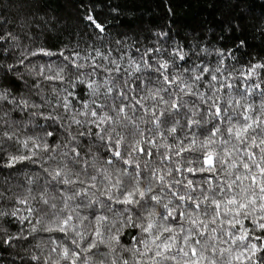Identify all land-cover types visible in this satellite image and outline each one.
I'll return each mask as SVG.
<instances>
[{
	"label": "trees",
	"instance_id": "16d2710c",
	"mask_svg": "<svg viewBox=\"0 0 264 264\" xmlns=\"http://www.w3.org/2000/svg\"><path fill=\"white\" fill-rule=\"evenodd\" d=\"M89 15L103 26V31L87 19ZM0 33H11L19 37L18 46L11 48L8 55L0 58V63L5 66L17 65L12 72H7L6 67L0 69V88L10 89L9 98L15 95L18 99L23 97L28 100L27 107L0 103V133L3 134L0 136V191H3L5 197L0 200V208L7 212L19 209L17 217H0V228L8 234L22 237L14 241L12 247H0V264H37L30 259L32 255L43 257L40 264H57V261L59 264H71L60 257L62 247L70 250L75 247L72 244V232L67 237L59 233L31 232L33 225L37 229L41 227L37 223V216L34 214L30 222L19 218L27 215L26 206L19 204V199L27 198L28 205L39 209L47 207L42 204V197L56 205L52 210L55 217L45 218L46 223L52 224L54 219L73 215V223L85 236L91 231L89 221H92L93 213L107 215L109 223L117 224L120 229V244L110 243L108 237L111 233H105V244L100 245V251L107 254L105 259L108 264L114 260L117 264L121 260H127L128 264H149L147 257H141L135 252L137 247L144 250L142 244L136 245L134 234L139 229L124 224L123 216L133 215L135 218L134 213L122 214L116 211L113 215L112 211L100 204L87 206L89 199H105L98 190L111 183L109 177L127 182V176H121L119 165L108 166L104 163L105 151L100 141L91 136L80 135L89 127L93 131L97 129L86 123L88 117L78 113L89 111L93 100L97 105L106 101L112 103L109 97L115 96L125 81L133 89L136 83L140 84V97L147 94L145 88L148 93L154 92L159 87L155 83L154 74L157 61H167L169 72L174 78L184 80L192 85L193 90L206 97L209 94V83L204 81L203 87L197 88L189 77L202 67H220L223 74L217 75L221 83H212L220 88L219 103L227 100L229 106H235L232 113L234 121L235 114L242 111L239 105L259 109L264 99L259 96V90L245 91L253 81L245 80L242 73H246L250 63H264V0H0ZM25 48L29 51L44 48L55 53L63 52L66 56L71 55L76 63L85 65L80 70L82 73L92 71L90 65L100 67L92 76H80L79 79L84 80V84L77 81L74 67L64 68L63 82L48 81L32 69L39 68L47 74H53L60 71L65 62L58 55L29 57L35 63L26 68L18 64L19 54ZM178 49L183 52L185 60L181 61L177 57L173 65L174 58L169 53ZM96 52H100L101 56H96ZM49 61L52 65L50 71L47 68ZM25 65H28V60H25ZM193 65L196 66L195 71H184L186 68L193 70ZM255 80H264V73ZM34 81L39 84L38 89L33 87ZM223 82L232 87L225 89ZM89 83L93 84L94 93L87 87ZM113 85V91L107 93V89ZM173 89L175 91V86ZM261 89H264V83H261ZM65 90L75 94V99L68 98L72 100L69 111L60 106L67 94ZM212 92H215V88ZM130 95L135 96L137 93ZM161 95L166 100L169 98L167 93L162 92ZM172 99L185 105L179 111L169 110L173 115L169 118L168 127L177 128L175 144L180 143L185 133H194L198 141L205 140L207 136L201 135V131L203 128H210V123L194 129L190 123L189 127L183 125L188 119L185 112H201L206 105L201 104L194 96L182 95L181 101L180 95H174ZM193 100L197 102L195 107ZM152 103L144 101L145 109L151 108ZM85 104L89 107L85 108ZM165 107L160 104L156 110L163 112ZM49 115L53 118L49 119ZM74 116L81 124L73 122ZM135 119L143 132L139 139H156L174 147L173 137L165 133V128L149 122L150 114L138 110ZM209 119V116L204 117L205 121ZM114 126L119 128V124ZM157 127L158 130H155ZM220 127L223 128L224 125ZM149 129L155 130L154 136ZM47 132H52L53 136H48ZM220 139L217 137L218 142ZM37 145L40 147H36ZM45 145L48 147L47 151L44 150ZM73 149L82 152V162L79 165L73 163ZM154 151H157V158L153 166H161L159 152L164 149ZM11 156H26L29 159L14 167H6ZM174 160L183 162L179 157H174ZM139 163L143 166V159ZM172 163L165 161L163 166L169 167ZM81 169H87L95 179L90 180L84 176ZM55 170L64 172L73 180L76 179L73 173L80 174L79 178L85 181L84 187L89 191V196L83 203L80 197L68 199L71 195L70 191L65 190L68 186L57 185L52 180ZM128 171L130 174L131 169ZM216 179L219 180L220 177ZM93 183L96 188L89 187ZM160 194L163 196L164 192L161 191ZM122 207L125 206L112 205L113 210ZM148 211L152 209L149 208ZM142 215L146 216L147 212ZM155 219L157 223L160 222L158 216ZM259 234L257 231V235ZM50 235L53 237L52 241L48 239ZM57 236L61 239H55ZM52 248H57V251L52 252ZM113 248L116 249L115 252L112 251ZM99 258L92 257L93 260Z\"/></svg>",
	"mask_w": 264,
	"mask_h": 264
},
{
	"label": "snow or ice",
	"instance_id": "6c2138e0",
	"mask_svg": "<svg viewBox=\"0 0 264 264\" xmlns=\"http://www.w3.org/2000/svg\"><path fill=\"white\" fill-rule=\"evenodd\" d=\"M87 19L100 31L104 30L91 15ZM18 41L19 37L11 33H0V58L8 55L11 48L17 47ZM54 55H58L65 62L60 71L47 74L39 68L32 69L48 81L63 82L64 68L74 67L77 81L84 84L85 81L79 79L80 76H92L100 67L93 64L89 66L92 71L82 73L80 70L85 65L76 63L71 55L66 56L63 52L55 53L44 48L31 51L25 48L19 54L18 64L27 68L35 63L29 60V57ZM95 55L101 56V53L96 52ZM169 55L174 58L173 65L177 57L181 61L185 60L183 52L179 49ZM221 56H223L222 53ZM76 58H79L78 53ZM25 60H28V65H25ZM16 66V64L5 66L0 63V69L6 67L7 72H12ZM51 66V62H47L49 71ZM116 70L119 71L118 68ZM195 70V65L193 70L184 69V71ZM261 73H264V63H250L242 76L245 80L253 81L245 91L259 90V96L264 99V89H261V83H264V80L260 82L255 80ZM154 74H156L155 83L159 85L154 92L148 93L145 88L144 91L147 94L140 97V84L136 83L133 89L125 81L123 87L117 90V94L109 97L112 103L109 104L106 101L97 105L93 100L89 111L78 113L88 117L86 123L97 129L93 131L92 127H89L80 135L91 136L100 141L105 151L104 163L108 166L119 165L121 176H127V182L120 178L109 177L111 183L98 190L105 199L101 200L99 197L95 200L89 199L87 206L100 204L103 208L112 211L113 215L116 211L122 214L134 213L135 218L133 215L123 216L124 224L139 229V232L134 234L136 245L142 244L144 250L141 251L137 247L135 252L141 257H147L149 264H264V103L259 109L244 108L243 105H239L242 111L235 114L234 121L232 113L235 106H229L227 100L222 104L219 103L220 88L212 83H221L217 75L223 74L220 67L214 69L202 67L196 71V74L189 77L197 88L203 87L204 81L209 83L207 97L193 90L192 85L184 80L174 78L169 72L167 61H157ZM137 79L139 80L140 77ZM33 87L38 89L39 84L34 81ZM87 87L92 89L93 93L95 92L93 84L89 83ZM223 87L228 89L232 85L223 82ZM114 88L115 85L108 88L107 93H111ZM213 88L215 92H212ZM65 91L67 94L60 106L65 111H69L72 100L68 98L75 99V94L69 90ZM133 92L137 95H130ZM162 92L167 93L169 97L167 100L161 95ZM10 94L9 88H0V103L28 106L27 99L23 97L18 99L15 95L9 98ZM174 95H180L181 101L182 95L194 96L201 104L206 105L201 112L193 111L191 114L185 112L184 115L188 119L183 125V127H189L190 123L194 129L210 123V128H203L201 131V135L207 136L205 140L198 141L194 133H185L180 143L175 144L177 128L168 127L169 118L173 115L169 110L179 111L185 105L183 102L174 101L172 99ZM144 101H152V107L145 109ZM192 103L195 107L197 102L193 100ZM160 104L166 106L163 112L156 110ZM84 107L89 106L85 104ZM138 110L150 114V123L165 128V133L173 137L174 147L156 139L138 138L143 136L135 119V113ZM102 112L103 115H101ZM205 116H209L210 119L205 121ZM161 117L164 119L162 120ZM48 118L53 117L49 115ZM73 122L81 124L75 116ZM117 124L119 128L114 126ZM158 127L155 130H158ZM155 130L149 129V132H152L154 136ZM46 134L53 136L52 132ZM2 135L0 133V136ZM217 137L221 138L219 142ZM159 148L164 149L159 152L161 166H153L157 158V151L154 150ZM44 150H48L47 145L44 146ZM73 152V163L79 165L82 162L80 159L82 152L75 149ZM174 157H179L183 162L174 160ZM26 159L29 157L11 156L6 167H14L15 164L22 163ZM141 159H143V166L139 163ZM165 161L173 163L169 167H164ZM129 169H131L130 174ZM80 172L90 180L95 179V176L91 175L87 169H81ZM73 174L76 175L75 180L71 176H66L64 172L55 170L52 180L57 185L68 186L65 190L71 192L68 196L69 200L80 197L83 203V200L89 196L88 188L84 187L85 181L79 178L80 174ZM178 176L182 178H177ZM217 177L220 179L217 180ZM89 187L96 188V184H90ZM161 191L164 192L163 196L160 194ZM4 198L3 191H0V200ZM17 202L26 206L27 215L19 217L22 221L30 222L34 214L37 216V223L41 227L37 229L33 225L31 232L59 233L64 237L72 232V244L75 247L71 250L62 247L61 260L70 261L71 264H108L105 259L107 254L100 251V245L105 244V233H111L108 237L110 243L120 244V229L117 224L109 223L107 215L93 213L92 221H89L91 231L85 236L73 223V215L54 219L52 224L46 223L45 218L55 217V212L52 210L56 208L55 203L50 204L48 199L41 198L42 204L47 207L39 209H33L28 205L27 198L19 199ZM113 204L125 207L113 210ZM149 208L152 211H148ZM18 212L19 209L7 212L0 208V217H17ZM144 212H147L146 216L142 215ZM157 216L159 223L155 219ZM185 225L188 226L185 227ZM21 238L8 234L0 228V247L4 245L12 247L14 241ZM48 239L52 241L53 237L50 235ZM55 239L59 240L61 237L57 236ZM51 251L56 252L57 248H52ZM112 251L115 252L116 249L113 248ZM92 257L100 258L93 260ZM30 259L40 264L43 257L32 255ZM111 264H117V261H111ZM120 264H128V261L121 260Z\"/></svg>",
	"mask_w": 264,
	"mask_h": 264
}]
</instances>
